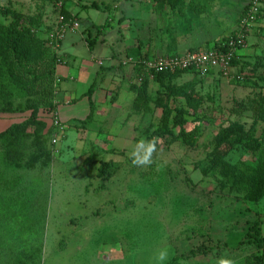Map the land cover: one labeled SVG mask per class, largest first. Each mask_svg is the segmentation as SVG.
<instances>
[{"label": "rangeland", "instance_id": "obj_1", "mask_svg": "<svg viewBox=\"0 0 264 264\" xmlns=\"http://www.w3.org/2000/svg\"><path fill=\"white\" fill-rule=\"evenodd\" d=\"M154 5L0 0V23L27 27L49 46L58 15L76 20L78 30L61 39L69 62L56 72L70 73L59 88L80 96L98 72L97 60L106 65L114 47L156 39ZM240 48L248 49L240 53L245 60L226 74L206 69L145 77L140 98L134 87L142 84L129 82L128 92L94 108L90 122L53 127L48 110L39 108L37 119L45 123L39 136L27 125L0 137V264H156L160 250L168 253L163 264H216L221 257L257 264L260 247L246 230L256 221L264 237V191L250 195L264 176V112L257 105H264V79L254 75L264 71V0ZM84 67L88 77H77ZM21 74L0 62V116L12 114L16 123L29 116L25 103L39 87ZM183 92L200 105L190 107ZM163 107L178 113L177 124L162 123ZM239 130L253 133L259 149L235 142ZM153 136L160 140L155 163L132 166L133 145ZM106 161L116 164L107 178L97 174Z\"/></svg>", "mask_w": 264, "mask_h": 264}, {"label": "crops", "instance_id": "obj_2", "mask_svg": "<svg viewBox=\"0 0 264 264\" xmlns=\"http://www.w3.org/2000/svg\"><path fill=\"white\" fill-rule=\"evenodd\" d=\"M201 1L204 3V7L200 12L185 9L182 13H179L172 10L168 5L163 4L158 0H154V7L158 10L155 27L156 39L149 40L148 42L146 40H140L131 46L114 47L106 56V65H98L97 63L98 67L96 68V71L98 72L95 73L94 77L96 82L90 91V96L89 88L93 81H91L85 92L80 94V96H77L74 89L59 88L62 80L72 79L70 73L65 76L62 74L57 75L56 72L57 64L62 62L68 64L70 57L68 46L63 45V42H60L58 52L62 56V61L57 63L55 67L57 88L54 99L56 103V114L61 123L66 124L78 122V120L85 118L89 112V97L92 99L96 111L99 105L105 102L110 103L115 93H117V97L119 98L120 91H129L128 83L136 80L135 70L129 65L120 64V59L128 55H172L182 54L191 49L208 48L215 40L222 39L237 29L240 21L239 18H241V13L239 12L241 8L249 2V0H243L244 2H238V0H235V3L230 2V0ZM119 18L121 20L123 19L122 11L120 12ZM146 23L148 26L150 25L149 22ZM222 24H224L226 29L216 31V28H220ZM238 53L246 54L248 53V49L240 48ZM90 58L93 61L98 59L95 56H91ZM88 63L93 64L92 62ZM88 71V68H82L77 77H80L81 75L82 78H87ZM74 79L75 78H73V80ZM117 81L120 84H118ZM115 83L118 85H114ZM118 98L116 103L121 100ZM78 108H80V110H78ZM93 118L95 117L93 116L92 119ZM12 122H14V118L11 114L1 116L0 130L8 127Z\"/></svg>", "mask_w": 264, "mask_h": 264}, {"label": "trees", "instance_id": "obj_3", "mask_svg": "<svg viewBox=\"0 0 264 264\" xmlns=\"http://www.w3.org/2000/svg\"><path fill=\"white\" fill-rule=\"evenodd\" d=\"M163 4L168 5L172 10L182 13L183 10L189 9L194 12H200L204 7V3L201 0H158ZM262 1V0H260ZM249 4H246L241 8V17L244 15L246 8ZM260 14V13H259ZM258 14V16H259ZM66 19V17H65ZM241 19V18H240ZM67 20V19H66ZM108 20V18H107ZM256 21V20H255ZM231 33L228 36L223 37L222 39L215 40L208 48L215 49H226V43ZM88 42V47H92V41ZM240 49V48H239ZM238 49V50H239ZM143 56V55H141ZM0 62L6 67L10 68L12 63L19 67L22 70V74L19 75V79L23 81L27 79V82H37L38 89L34 94L32 99H28L25 103V108L30 111L29 116L21 122H12L8 127L3 130H0V137L9 139L16 131L24 129L27 125H31L36 135H40V130L45 126L44 122H41L37 119V112L39 108H44L48 110V114L52 118V126L55 127L53 123V113L56 112V103H55V92L57 88V78L55 76V67L56 64L62 61L61 54L55 50L51 45L46 46L44 41L38 37L34 32H32L27 27L16 28L9 25H4L0 23ZM245 60L244 57H241L238 51L234 54L231 59V66L239 65L242 63V60ZM177 71H196L192 69H184ZM176 72V71H174ZM174 72H161L155 74V78H159L166 74H172ZM264 71H259L254 73V75L259 79H264ZM95 80L91 83L89 88L90 91L95 85ZM146 80L143 82H138V85L142 83L145 84ZM136 83V80L133 81ZM144 84L138 87H134L136 96L140 98V94L144 91ZM192 93V92H191ZM191 93L183 92L182 95L185 98L186 103L196 109L200 105V99H197ZM257 105L260 107L259 113L262 115L264 112V105H260V102H257ZM94 103L89 97V112L85 118L78 120L81 124L90 122L93 117ZM11 111V110H10ZM162 120L164 124H171V127L178 123L177 118L179 117L178 113L171 114L170 108H162ZM9 115V114H7ZM12 115V114H11ZM13 116V115H12ZM1 117V116H0ZM14 118V117H13ZM60 121V120H59ZM61 123V121H60ZM53 130V129H52ZM53 132V131H52ZM180 132H183L182 130ZM236 140L235 142H242L243 145L249 149H259L260 141L253 133L249 131H236ZM115 162L106 161L100 165L97 174L102 177H109L115 171ZM259 184H263V187L259 188ZM264 191V176L261 177L255 187L250 190V195L255 196V198ZM249 196V197H251ZM246 236L251 238V240H256L260 247V252L257 255L256 262L257 264H264V237L261 235L260 224L256 221H251L248 223V228L246 230ZM166 264H172V260Z\"/></svg>", "mask_w": 264, "mask_h": 264}, {"label": "built area", "instance_id": "obj_4", "mask_svg": "<svg viewBox=\"0 0 264 264\" xmlns=\"http://www.w3.org/2000/svg\"><path fill=\"white\" fill-rule=\"evenodd\" d=\"M260 0H251L244 15L239 21L237 29L229 37L226 49L204 48L191 49L182 54L156 55V56H134L128 55L120 59V64L129 65L135 70V79L140 82L145 77H153L161 72H174L177 70L192 69L205 71L206 69H216L224 74L231 69V59L238 49L243 45L246 31L254 23L260 13ZM66 30H78L76 20L67 21L63 15H58L54 31L49 37V45L58 51L63 33ZM101 65V61L97 60ZM53 123L55 127L60 124L56 112L53 113ZM58 136L53 135L56 142Z\"/></svg>", "mask_w": 264, "mask_h": 264}, {"label": "clouds", "instance_id": "obj_5", "mask_svg": "<svg viewBox=\"0 0 264 264\" xmlns=\"http://www.w3.org/2000/svg\"><path fill=\"white\" fill-rule=\"evenodd\" d=\"M159 143V138L155 136L150 139L142 137L136 141L128 154L132 166L137 168L151 167L155 163L154 156L158 152ZM167 256L166 250H160L158 255L154 257L156 264H163ZM216 264H236V262L231 258L221 257L217 260Z\"/></svg>", "mask_w": 264, "mask_h": 264}]
</instances>
